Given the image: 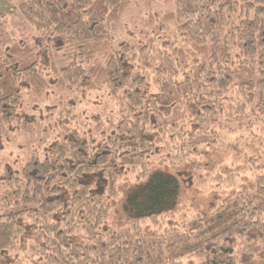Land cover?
Returning a JSON list of instances; mask_svg holds the SVG:
<instances>
[{"label": "trees", "instance_id": "trees-1", "mask_svg": "<svg viewBox=\"0 0 264 264\" xmlns=\"http://www.w3.org/2000/svg\"><path fill=\"white\" fill-rule=\"evenodd\" d=\"M4 1L40 55L63 53L62 67H47L58 91L96 85L115 111L87 117L64 100L51 144L2 166L0 264H264V138L254 133L264 124V0ZM130 4L168 7L132 18L129 42L115 44ZM45 68L0 72V153L23 95L42 97ZM244 72L256 77L239 80ZM205 150L225 167L207 170ZM185 180L226 192L189 215ZM120 199L126 223L109 226Z\"/></svg>", "mask_w": 264, "mask_h": 264}, {"label": "rangeland", "instance_id": "rangeland-1", "mask_svg": "<svg viewBox=\"0 0 264 264\" xmlns=\"http://www.w3.org/2000/svg\"><path fill=\"white\" fill-rule=\"evenodd\" d=\"M142 5V4H141ZM140 5H129L124 8L123 13L115 23L112 31L115 44L120 42H129V39L123 33L124 24L134 17H145L149 12L159 13L167 11L162 4H156L152 10H146ZM169 10V9H168ZM34 31L31 26L20 15L17 8L4 0H0V72H4L10 66L15 65L21 67L36 61L37 64H42L46 67L43 71L46 79V88L42 97H34L32 93L23 95L22 107L18 110L19 121L6 127L3 133V151L0 153V172L2 166L6 163L16 166H21L28 155L35 150H41L51 144L56 132H53L51 127H48L49 122L53 120V114L59 109L60 103L64 100H70V105L75 108L77 114H82L84 110L87 117L90 114H98L100 117L113 116L115 111L114 105L109 103L110 98H105L100 88L96 85H91L87 88L86 95L83 93H75L72 90L58 91L55 74L49 68L54 66L59 69L65 64V59L62 52L56 54H39V47L34 43ZM39 57V58H38ZM103 56L102 62H104ZM256 76L244 72L239 77V80L251 79ZM12 128V130H11ZM52 128V129H50ZM260 128V129H259ZM54 134V136L52 134ZM254 133L264 138V124L258 125ZM201 156L205 160V168L211 169L212 164L226 165V156L217 154L214 151H201ZM264 156V153H260ZM190 176L192 181L199 178V175L191 171ZM244 181V178L240 182ZM1 184V182H0ZM2 185V184H1ZM0 185V188H1ZM180 187L183 194L185 207L190 214L206 213L214 208L221 199V191L217 187L211 191L200 190L191 185L189 180L180 181ZM1 191V190H0ZM123 200L120 199L113 204L111 215L108 219V225L119 227L126 223V217L122 212ZM196 263L195 258H185L179 261L178 264Z\"/></svg>", "mask_w": 264, "mask_h": 264}]
</instances>
